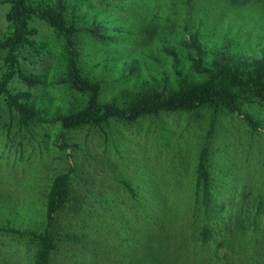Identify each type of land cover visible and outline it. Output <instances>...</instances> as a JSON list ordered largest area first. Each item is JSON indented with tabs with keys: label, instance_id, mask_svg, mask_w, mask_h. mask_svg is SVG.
Returning a JSON list of instances; mask_svg holds the SVG:
<instances>
[{
	"label": "rangeland",
	"instance_id": "rangeland-1",
	"mask_svg": "<svg viewBox=\"0 0 264 264\" xmlns=\"http://www.w3.org/2000/svg\"><path fill=\"white\" fill-rule=\"evenodd\" d=\"M247 1L29 3L63 13L80 77L100 87L102 108H123L145 89L178 90L186 78L202 86L216 60L253 70L264 59V0ZM13 5L0 0L2 44L17 30ZM25 36L8 90L26 117L0 97V264H36L52 183L67 173L70 201L50 229V264H264V98L249 95L236 112L202 107L66 129L65 118L89 103L71 88L66 36L35 14ZM10 71L0 49V82ZM208 146L214 212L194 218L185 206ZM126 186L148 203L159 187L161 214L136 223L122 205Z\"/></svg>",
	"mask_w": 264,
	"mask_h": 264
},
{
	"label": "trees",
	"instance_id": "trees-1",
	"mask_svg": "<svg viewBox=\"0 0 264 264\" xmlns=\"http://www.w3.org/2000/svg\"><path fill=\"white\" fill-rule=\"evenodd\" d=\"M262 1L257 0V2ZM13 3L17 30L9 42L4 44L0 43V49H8V63L11 67L10 73L4 76L0 82V97L5 94L10 111L19 112L23 118L26 117L25 110L19 104V98L12 95L8 90V86L15 72L17 48L21 42L26 41V24L28 18L34 14L38 18L46 21L58 32L65 34L70 56L69 71L71 88L80 93L87 94L89 97L88 106L84 110L65 118L63 125L66 129H78L87 124L100 125L102 122L112 118L133 122L144 116L194 110L202 107L219 108L223 106L230 112H236L240 111L239 102L245 97L257 96L264 98V59L257 66H253L252 68L255 67L253 70L249 69L250 67L246 62L236 61L235 63H230L229 61L220 62L216 60L213 61V66L207 69L206 73H208L209 79L202 86H196L197 84L191 83L186 78L180 84L178 90H169L168 88L162 91L152 88L145 89L136 94L127 107L121 108L113 105L102 108L99 100L100 87L97 84L82 79L79 75L76 64V51L74 48L75 28L69 24L63 13L56 12L50 7H47L46 10H40L31 5L29 0H13ZM241 4H243L242 1ZM225 17V14L221 13L216 21L213 20L212 22L210 19L209 24L212 22L210 25L218 26L219 23L224 21ZM201 24H204V22ZM201 33H203L202 30H199L197 35L193 34L191 42H199L197 36H200ZM194 68L199 69L198 64L194 65ZM247 119L252 124L251 119L249 117ZM252 125L254 128H257L256 124ZM208 148L209 146L202 149L200 164L196 175V186L191 193V202L185 206V213L194 218L202 210L205 215L214 212V207L210 202L212 198V187L209 172ZM70 175V173L60 175L52 183L47 203V227L45 234L39 238L36 264H50L52 254L56 250L57 244L50 229L58 214L65 209L66 204L70 201ZM126 187L125 190L131 195L129 199L130 204L127 205L126 202H123L122 205L124 207L127 206L129 211L133 213L136 223L138 219H148L161 214L159 212L161 209L160 206L155 204L157 199L163 197L161 196L162 192L159 187L150 192L151 203L143 202V190L139 193L137 189ZM117 195L119 196L118 193ZM168 195L175 194L168 193ZM175 211L177 215L184 214L177 208H175ZM204 235L207 237V233Z\"/></svg>",
	"mask_w": 264,
	"mask_h": 264
}]
</instances>
